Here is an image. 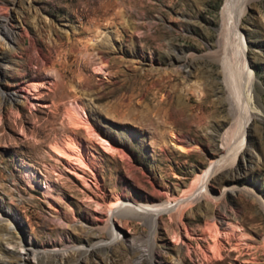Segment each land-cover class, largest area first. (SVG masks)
Masks as SVG:
<instances>
[{"label":"rangeland","instance_id":"374dc122","mask_svg":"<svg viewBox=\"0 0 264 264\" xmlns=\"http://www.w3.org/2000/svg\"><path fill=\"white\" fill-rule=\"evenodd\" d=\"M227 2L16 5L25 12L13 13L12 35L0 37V90L47 84L35 107L5 108L0 95V211H16L20 225L7 231L8 221H0V264H203L194 241L191 257L178 252L174 208L153 221L114 210L117 197L136 208L184 202L191 229L205 223L209 200L217 201L232 218L238 211L248 236L238 249L236 239L225 241L224 259L212 264H264V0L243 2L241 27L257 79L249 106L229 65ZM13 4L0 0V11ZM73 103H80L78 119L94 125L93 137L82 122L70 123ZM78 134L99 167L87 173L89 185L56 158L55 145ZM97 134L123 141L127 154L106 151ZM213 165L210 198L198 200ZM28 172L33 185L23 182ZM45 182L53 186L49 195ZM25 242L44 252L26 255Z\"/></svg>","mask_w":264,"mask_h":264},{"label":"bare ground","instance_id":"6f19581e","mask_svg":"<svg viewBox=\"0 0 264 264\" xmlns=\"http://www.w3.org/2000/svg\"><path fill=\"white\" fill-rule=\"evenodd\" d=\"M244 1L245 0H228L227 4L225 5L224 14H225L226 22L224 26V36L228 38V41L232 45L231 48H233L229 56L230 57L229 65L231 67V74H232V77L234 78L233 79L234 83L238 85L239 87H243V91H242L243 96L241 98L243 99L244 104L246 106H249V103L252 97L253 87L256 86L257 79L255 76V71L250 66V63L248 60V57H249V48H248L249 46L247 44L248 40L246 39L243 33V30H242V27H241ZM20 3H21V0H14L13 6L7 7L5 11L4 10L0 11L1 19L5 21L3 25H0V37L1 35H4V34L7 36L12 35L11 30L12 28L16 27V25L12 22L13 13H16L18 18L22 17L21 10L23 9H19L16 6L18 4L20 5ZM6 74L7 73H5V75ZM44 84L45 83L43 81H31L28 84L17 85L14 88V90H2L1 89L0 95L3 96L4 107L8 108L9 105H12L13 103L17 105L18 104H21V105L29 104L30 106L35 107V104H36L35 99H38V97H40L39 95L43 94V92L40 90V87L44 86ZM78 104L73 103L71 104V106H69V109L67 108L66 112L69 117L68 119L71 120L70 123L71 124L73 123L75 127H77L81 122L85 124L86 127L84 128H88L87 133L93 137L95 135L93 134L95 132L94 127H93L94 125L92 126V124H89L90 121H87L86 119L87 116L86 117L84 116L85 117L84 121L78 119L79 117L78 116L79 115L78 106L80 107V105ZM81 118L83 119V116ZM92 128L93 130L91 131ZM73 131H75V129ZM97 135L99 138L98 143L106 151H109L112 153L116 152L119 154H127L126 144L123 141L115 140L116 144H112L110 142L111 140L109 141L108 138H106V136H103L102 134H97ZM69 139H70L69 141L66 139L68 142L64 145H55V149L57 150V156H58L56 158H58L59 160L61 159L66 171L73 173L76 176V178L79 179L82 183L86 182L89 185V182H88L89 176L87 177V173L95 174L94 171L96 170L95 168L97 167V161H96L97 159H95L94 157L96 156L91 151L89 144L85 142L86 140L84 141L82 138H80L79 134L78 136L75 135ZM62 143H65V141H63ZM214 165L209 170H207L205 174H203L202 176L203 180H202L201 189H200L201 194L198 200H201V199L205 200V199L210 198L208 194L209 192L208 180H209V175L212 169L214 168ZM57 169L58 168H56V170ZM32 179H33L32 174L28 172L27 175L23 178V182H25L27 185H33ZM12 181L16 184L22 183L21 179L16 177L15 175H13ZM45 183H46L45 192L49 195L51 193V189L53 188V186L49 182H45ZM258 200L261 203H264L263 198L258 197ZM114 201L117 202V206L113 205L114 210L117 209L118 207H123L126 211H132V212L135 211L136 213H139L141 215L144 214L145 216L149 214L150 219L153 221L156 219L157 215L163 209L167 208V209L173 210L174 208L175 210L172 212H173L174 218L178 221V224H179V227H178L179 230L177 231V236L180 241V246L178 248V252L186 253L188 256L191 257L192 256L191 243H193L194 241L197 244V246L194 247V250L201 257L203 264H212V263H216L224 259V249L226 247L225 241L231 243L232 240L236 239L237 241L233 245V247L235 249H238L240 247L242 240L246 238V236H248V233L242 228V226L238 222V217H239L238 211L235 213V218H232L231 216H229L228 209L226 207L221 208L218 205V202L217 201L214 202V200H209L213 203V206L207 209L206 211L205 223L203 225L199 224L200 226L194 229H191L183 221V217L187 214L186 212L187 207L182 205L184 204V202L179 201V202L171 203L170 201H168L166 204L147 203V204L141 205L139 208H136L132 206L130 202H124L120 197H117L115 200H113V202ZM5 220H7L9 223L7 225V231L8 230L10 231V229L20 228L18 214L16 213V211L15 212H13L12 210H5V211L3 210V212L0 211V221L3 222ZM3 238L5 237L3 236ZM188 239L191 241H189ZM203 243H206L207 245L204 246ZM22 247L26 255L33 254L34 255L33 257L35 258L40 254V252H44V251L39 250V248L36 247L31 242L23 243Z\"/></svg>","mask_w":264,"mask_h":264}]
</instances>
